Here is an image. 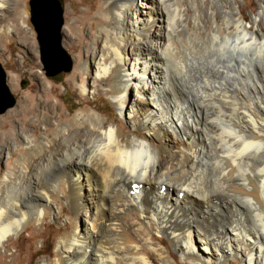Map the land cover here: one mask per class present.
I'll return each mask as SVG.
<instances>
[{
    "label": "bare ground",
    "instance_id": "1",
    "mask_svg": "<svg viewBox=\"0 0 264 264\" xmlns=\"http://www.w3.org/2000/svg\"><path fill=\"white\" fill-rule=\"evenodd\" d=\"M104 1L89 39L108 50L97 74L131 132L94 109L81 111L78 128L63 126L55 103L28 101L23 120L31 113L45 133L24 127L39 154L19 165L12 154V169H0V247L58 215L65 196L73 223L54 264H155L152 256L170 264L156 234L190 264H264V0L250 20L239 0H140L144 9L139 0ZM9 3L0 0L2 33L23 34L22 10ZM146 31L154 35L145 47Z\"/></svg>",
    "mask_w": 264,
    "mask_h": 264
},
{
    "label": "rangeland",
    "instance_id": "2",
    "mask_svg": "<svg viewBox=\"0 0 264 264\" xmlns=\"http://www.w3.org/2000/svg\"><path fill=\"white\" fill-rule=\"evenodd\" d=\"M58 1L62 9L60 44L70 57L72 67L70 71H62L55 76H49L46 74L44 65L41 62L37 34L29 19L28 0H9L11 11L13 7H20L22 10L23 17L20 18L19 24L23 26L25 33L20 34V32L12 29L4 35L2 31L4 24L7 22L0 24V63L6 74V84L15 98V104L0 114V124L5 122V118L9 116V113L18 109L23 103L28 104V101L36 97L41 100L45 99L42 101H46L47 105L56 104L57 110L61 114L63 113V118L60 122L63 126L72 125L78 128L76 118L81 111H92L94 109L107 120L118 122L126 132H131L129 124L116 111L111 95L106 90L108 84L102 82L101 77L97 74L98 64L96 62L101 57H105L108 50L102 41L96 43L89 39L91 32L94 37L99 33L101 25L95 28L94 21L102 17V12L108 1ZM261 1L263 0H239L242 14L247 20H250L252 14L258 12V4ZM142 3L139 0L137 2L139 7L137 5L134 7L136 9H144L142 8ZM24 11H27L26 15H24ZM8 14L9 10L4 13V16H9ZM123 30L126 31V29ZM153 35L152 33L150 35L147 31L142 35L143 46L145 45L146 47L150 43ZM252 68L253 73H255L257 68L255 66ZM12 77L15 79L16 84L12 81ZM173 77L176 79V74ZM83 85L87 86L91 93H88L89 91L85 93L82 88ZM96 87L100 88L99 94H97ZM92 91L94 92L92 93ZM28 108L29 104L27 108L18 112V114L14 113L9 117V124H5L0 130V149L5 151L4 155L0 156V169H3V176L12 169V165H19L21 159H31L39 154L37 151L40 149L26 145L21 135L24 127L39 139L45 133L44 125L34 123L31 113L28 114L26 122L23 120L24 112L30 111V108L29 110ZM167 141L169 142V140ZM181 143L179 141V144ZM12 154L14 155L12 165L6 168L5 160ZM34 154L37 155L35 156ZM136 183L129 186V194H135ZM160 186L158 191L165 194L166 186L163 184ZM148 189L150 187H147L144 193ZM173 195H175V191H173ZM177 196L179 199L183 197L182 194ZM213 197H215L217 202L218 200L221 203L226 202L221 194ZM61 200L62 202L59 201L58 204L61 205L64 202L63 209H59L58 215L51 213L36 223L24 225L18 233H13L10 236L5 246L0 247V264H42V260L45 263L54 264L58 257L56 254L57 241L71 230V223H73L71 219L72 210L68 198L64 196ZM198 200L200 204H203L202 198ZM155 238L156 240H161L162 244L167 246L170 254V264H190L188 257L181 255L169 243L168 238H161L158 234L155 235ZM200 248L203 250L202 245ZM10 253H13L14 256H10ZM152 258L155 264H164L155 257L152 256ZM225 264L243 263L238 258H229Z\"/></svg>",
    "mask_w": 264,
    "mask_h": 264
},
{
    "label": "water",
    "instance_id": "3",
    "mask_svg": "<svg viewBox=\"0 0 264 264\" xmlns=\"http://www.w3.org/2000/svg\"><path fill=\"white\" fill-rule=\"evenodd\" d=\"M29 19L40 46L41 62L46 74L55 76L70 71L72 62L60 44L62 9L58 0H28ZM15 104V98L6 84V74L0 63V114Z\"/></svg>",
    "mask_w": 264,
    "mask_h": 264
}]
</instances>
